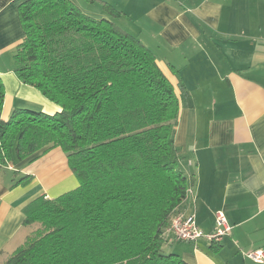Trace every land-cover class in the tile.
Instances as JSON below:
<instances>
[{
    "label": "trees",
    "instance_id": "1",
    "mask_svg": "<svg viewBox=\"0 0 264 264\" xmlns=\"http://www.w3.org/2000/svg\"><path fill=\"white\" fill-rule=\"evenodd\" d=\"M20 16L16 73L61 110L3 119L0 78V166L61 147L79 185L25 206L24 224L39 227L3 264H190L164 248L189 183L174 137L180 101L154 51L72 0H25Z\"/></svg>",
    "mask_w": 264,
    "mask_h": 264
},
{
    "label": "crops",
    "instance_id": "2",
    "mask_svg": "<svg viewBox=\"0 0 264 264\" xmlns=\"http://www.w3.org/2000/svg\"><path fill=\"white\" fill-rule=\"evenodd\" d=\"M23 1L0 0L5 120L18 108L61 110L16 73L15 55L26 34ZM72 1L89 16L115 21L154 51L180 101L174 137L191 193L177 211L194 213L205 233L215 229L220 210L233 227L218 244L205 237L170 238L164 248L190 264H264L244 254L264 249V0ZM78 185L61 147L34 161L0 166V264L34 229L24 224L25 206Z\"/></svg>",
    "mask_w": 264,
    "mask_h": 264
},
{
    "label": "built area",
    "instance_id": "3",
    "mask_svg": "<svg viewBox=\"0 0 264 264\" xmlns=\"http://www.w3.org/2000/svg\"><path fill=\"white\" fill-rule=\"evenodd\" d=\"M191 191L188 190L187 197ZM216 227L213 231L205 233L197 224L194 213L185 214L183 212H175L172 217L171 224L167 228V235L177 241H196L201 237H205L211 243H220L225 236L232 232V225L229 223L224 211L220 210L216 213ZM245 257L255 262H264V249L257 248L245 252Z\"/></svg>",
    "mask_w": 264,
    "mask_h": 264
},
{
    "label": "rangeland",
    "instance_id": "4",
    "mask_svg": "<svg viewBox=\"0 0 264 264\" xmlns=\"http://www.w3.org/2000/svg\"><path fill=\"white\" fill-rule=\"evenodd\" d=\"M37 227H39V225H37V224H33V228H34V229H36ZM34 229H33V230H34ZM165 250L167 251L168 248H166Z\"/></svg>",
    "mask_w": 264,
    "mask_h": 264
}]
</instances>
